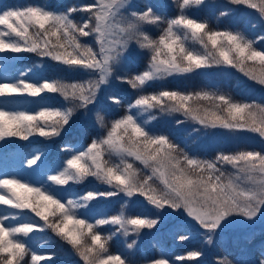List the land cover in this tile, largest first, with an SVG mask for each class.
I'll return each instance as SVG.
<instances>
[{"label": "snow or ice", "instance_id": "1", "mask_svg": "<svg viewBox=\"0 0 264 264\" xmlns=\"http://www.w3.org/2000/svg\"><path fill=\"white\" fill-rule=\"evenodd\" d=\"M173 2L177 13L167 19L157 5L138 7L133 0H94L65 10L53 5L0 4V54L32 53L52 61L58 70L88 77L29 79V70L15 79L0 78L2 99L54 101L60 97L63 101L47 103L35 111L0 108V149L11 138L29 141L34 136L46 140L62 136L71 127L77 110L87 112L95 105L98 94L113 78L139 93L153 82L222 65L264 86V33L251 38L240 30L210 28L207 20L192 15V10L202 9L206 0ZM227 3L253 10L264 27V0ZM233 11L226 8L220 16ZM78 12L87 15L77 21L74 14ZM161 24L166 27L156 37L146 28ZM89 37L94 44L82 39ZM133 53H146L144 70L131 76L115 75L117 65L123 66ZM108 99L120 103L117 96ZM132 109L149 114L153 120L154 112L179 113L203 129L254 133L264 140V104L238 102L208 91L164 88L138 94L125 114L110 124L98 115L95 124L103 134L91 138L86 147L71 149L45 183L33 184L19 176L0 174V206L15 210L0 213V264H55L54 254L37 253L27 243L32 233L46 229L68 245L83 264H135L122 253L110 252L109 242L122 235L127 249L134 250L136 238L144 229L162 223L159 213L165 209L190 218L206 234L207 244L237 218L249 222L264 218V152H220L212 160H203L181 150L168 135L150 130L148 121L142 123ZM180 123L183 121L178 120ZM43 162L44 154L35 152L26 158V167H40ZM225 165L232 171L226 173ZM90 177L108 190L92 187L65 199L53 187L69 191L71 185H82ZM117 196L125 198L117 213L96 217L81 214V209H93V201ZM134 197L143 198L145 207L157 210V215L126 213ZM25 213L38 221H25ZM105 226H113L107 235ZM202 255L193 250L176 256L175 261L184 264ZM145 264L174 262L159 256ZM219 264L231 262L224 259ZM254 264H264V248Z\"/></svg>", "mask_w": 264, "mask_h": 264}, {"label": "rangeland", "instance_id": "2", "mask_svg": "<svg viewBox=\"0 0 264 264\" xmlns=\"http://www.w3.org/2000/svg\"><path fill=\"white\" fill-rule=\"evenodd\" d=\"M94 0H17L6 1L0 0L2 5H37V6H58L61 10H65L72 6H83L93 3ZM173 3V0H133V3L138 7H143L145 4H153L158 6V10L162 11V15L166 18L172 17L177 13V7L169 12V8L159 7L167 3ZM226 8L233 9V13L228 16L221 17L220 13ZM85 12H78L74 14L75 19L79 21L86 16ZM192 15L207 20L210 28L219 30H240L247 36L255 38L261 33H264L262 27L257 20V14L253 10H249L244 6H234L227 3V0H206L205 6L196 11L192 10ZM255 23L256 27L252 24ZM2 27V26H0ZM164 24L147 25V30L153 37L160 34ZM86 39L89 44H94L92 38ZM135 47V45H133ZM199 48V45H195ZM261 47V45H257ZM147 63L146 53L136 55L133 53L127 61L121 65H117L115 75L117 76H131L137 72L144 70ZM29 79H38L42 76L49 78H64L67 80H81L88 77L83 73H68L63 70H58L54 63L47 59H41L32 53L21 54H0V78L7 77L15 79L20 72L29 71ZM200 79L203 87L208 92H218L226 96L232 97V92L237 97L239 102H256L264 104V86H261L254 81L249 80L242 73L236 69L225 66H213L211 68L198 70L188 76H178L169 78L163 82H153L146 86L142 92L133 90L128 84L121 83L113 78L110 84L103 88L98 94V99L95 105L90 106L87 112L77 110L73 118L71 127L58 138L46 140L38 136L30 137L29 141H20L16 138H11L4 147L0 149V174L7 176H19L21 179L33 184L45 183L47 175L54 172L61 162L70 155V150L75 148L86 147L91 138L102 135L103 131L98 129L95 121L97 116L104 117L105 124H110L111 121L119 116L125 114L129 105L134 101L138 94H152L153 91L163 88L169 84L174 87L187 85L188 82H195ZM117 96L120 103H112L108 97ZM62 98L56 97L54 101H40L35 98H0V108H7L11 110L35 111L47 103H62ZM124 105V106H122ZM124 108L122 110L121 108ZM133 114H136L137 119L142 123L148 121L146 124L153 132L163 133L168 135L174 143H176L181 150L189 155L203 159L212 160L216 154L220 152L232 153L243 150H255L264 152V140L257 134L248 132H229L223 129H203L192 121L184 120L179 113L161 114L154 112L156 118L150 119L147 113H136L132 109ZM178 120L183 123L177 124ZM62 149H65L62 151ZM35 152L44 154V162L40 167L28 169L26 167V158ZM226 173L231 172L230 166L225 165ZM58 193L65 199L73 198L79 193H84L88 189L95 187L99 191H107L106 185L99 184L94 178L88 180L82 185H71L69 191L62 190L59 186H53ZM123 196L112 197L109 199H100L93 201V209L85 212L81 209V214L89 217H96L103 214H115L124 202ZM146 202L141 197H134L132 204L126 209V213H142L157 215V210L151 209L150 206L145 207ZM15 210L7 209L0 206V213L13 212ZM163 217L160 223L154 229H144L142 235L137 237V245L134 250L130 251L126 247V238L122 235L109 242L115 250L120 252L128 259H132L136 252L143 251L146 253L150 251L152 255L155 251V245L168 241L169 237L173 239L172 244L175 243L174 231L178 230L177 234L189 237L186 240H178L181 245H186L188 249H197L203 253L201 258L210 255L212 250L220 243L222 247H229L233 245L234 251H239L240 255L249 258L252 247L257 243H264V218L256 219L252 222L237 218L233 221L231 226L218 231L213 235V242L206 243V234L194 222L170 209H165L159 213ZM31 213L24 214V220H37ZM40 223H43L42 221ZM113 226H105L103 231L107 235ZM181 237V236H180ZM253 240V241H247ZM127 242H130L127 241ZM29 247L41 254H54L55 264H83L68 245L57 237L50 229L43 232H34L31 238L27 241ZM190 244V245H187ZM176 245V244H174ZM200 258V257H199ZM45 264V262H41ZM175 264V263H174Z\"/></svg>", "mask_w": 264, "mask_h": 264}, {"label": "trees", "instance_id": "3", "mask_svg": "<svg viewBox=\"0 0 264 264\" xmlns=\"http://www.w3.org/2000/svg\"><path fill=\"white\" fill-rule=\"evenodd\" d=\"M6 1H17V0H6ZM166 5V4H164ZM167 5H169V12L172 11V9H174L175 4L173 3H167ZM166 8V9H168ZM162 14V11L159 10ZM173 12V11H172ZM166 18V17H165ZM167 19V18H166ZM162 26L164 24H161ZM173 89V90H179V91H183V92H196V91H206L203 87V84L200 82V79H197L195 82H188L187 85L184 86H180V87H174V85H167L163 88H159L158 90L153 91L158 92L161 89ZM149 94V93H147ZM232 99L235 101H240L234 92H232ZM243 102V101H241ZM124 106V105H122ZM122 110H124V108H121ZM191 121V120H188ZM178 230L175 229L174 231V238H175V243L176 245L172 244L173 239H171V237H169L168 241L164 242L163 240L160 243H157L155 245V251L154 253L151 255L150 251H147L146 253H144L143 251H138L136 252L135 256L132 257V259L135 262V264H145V261L152 258V257H159V256H166L167 258L173 260V262L175 264H180V262L175 261V257L178 255H185L187 254L189 251H193V250H197V249H188L185 246L186 245H181L178 243V240H180V236L182 235H178L177 234ZM247 241H253V240H247ZM190 245V244H187ZM261 248H264V243L259 242L257 243L255 246L252 247L251 250V254L249 258H245L242 255H240L239 251H234L233 249V245H229V247H222L220 245V243L217 244V247H215L212 252L210 253V255H207L204 258H198V260L196 261H185L184 264H219V262L221 260H228L231 262V264H254L255 261H257L260 258V250ZM109 250L110 252L116 254V253H121L120 250H115L114 247L112 245L109 244Z\"/></svg>", "mask_w": 264, "mask_h": 264}]
</instances>
